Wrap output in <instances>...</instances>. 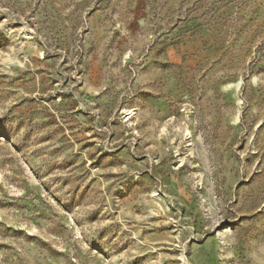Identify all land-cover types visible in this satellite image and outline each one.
<instances>
[{
  "label": "rangeland",
  "instance_id": "1",
  "mask_svg": "<svg viewBox=\"0 0 264 264\" xmlns=\"http://www.w3.org/2000/svg\"><path fill=\"white\" fill-rule=\"evenodd\" d=\"M0 264H264V0H0Z\"/></svg>",
  "mask_w": 264,
  "mask_h": 264
}]
</instances>
